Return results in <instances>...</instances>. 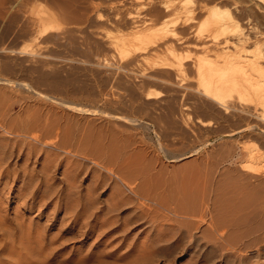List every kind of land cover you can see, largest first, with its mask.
<instances>
[{
  "label": "rangeland",
  "instance_id": "374dc122",
  "mask_svg": "<svg viewBox=\"0 0 264 264\" xmlns=\"http://www.w3.org/2000/svg\"><path fill=\"white\" fill-rule=\"evenodd\" d=\"M202 5L0 0V123L35 144L0 162V264H227L264 238V96L221 106L196 72L229 60L226 12L264 55V0Z\"/></svg>",
  "mask_w": 264,
  "mask_h": 264
},
{
  "label": "bare ground",
  "instance_id": "6f19581e",
  "mask_svg": "<svg viewBox=\"0 0 264 264\" xmlns=\"http://www.w3.org/2000/svg\"><path fill=\"white\" fill-rule=\"evenodd\" d=\"M217 1H225V2H228V1H230V2H233L234 0H202V6H201V9H203V10H205L207 7V3H209V2H217ZM261 1V0H260ZM263 1V0H262ZM233 5L234 6H236V4L235 3H233ZM213 10H215V11H213ZM212 10V14L213 15H223V14H220V12L221 11H219L218 10V8L217 7H215V9H213ZM225 17L227 18V20H228V22H225L226 24H224L223 23V25H221L222 26V31L225 33V34H227V35H225V36H229L228 37V40L227 41H225L224 42V44H223V48L224 49H229V50H231L232 51V53H231V55H229L228 56V58H229V60L226 62L225 61V63H226V65L224 66V65H222L221 67H219V68H222L223 67V69H220V70H222V71H220V72H217L216 70H213V69H209V68H207V66H206V68L207 69H205V66H201L200 64H201V62H200V66H198L197 68V70L198 71H196V72H198V74H197V79H199L198 81H199V83L200 84H198L199 85V87L201 88V90H202V94L205 96V97H208V98H210L211 100H213V101H216V102H218L221 106L223 105V103H224V100H226L227 98H230V95H231V90H233V88H236V93H237V86H239V88H242V89H239L241 92H243V95H244V93L245 94H247V92H249V93H251L252 94V92H253V95H255L256 97H257V99L260 97H262L261 95L263 94V96H264V71L262 70V64H261V61H263L264 60V55L263 56H261L262 54L260 53H256L255 52V50L254 51H251L252 50V48H251V50H250V52L248 51V49L247 48H249L248 47V45L249 44H251V42L253 43V44H256V46H257V42H258V38L256 37V36H251L250 35V33H252V32H250L251 31V29H247L246 31H245V29L243 28V29H241V26L237 23V22H235V21H233V17H232V15L231 14H229L228 12H226L225 14ZM232 21V22H231ZM249 21V20H248ZM221 24V23H220ZM220 26V25H219ZM220 26V27H221ZM248 28H249V26H248ZM218 32L220 31V30H217ZM44 32L46 33V31H43L42 33L44 34ZM219 33H221V32H219ZM254 33V32H253ZM258 34V33H257ZM222 35V34H221ZM262 35V34H261ZM260 35V36H261ZM260 36H258V37H260ZM178 42H182L181 41V39L180 38H178V39H176ZM259 40H260V38H259ZM123 43V42H122ZM259 43V42H258ZM125 44V43H124ZM251 46V45H250ZM255 47V46H254ZM127 50L128 48H125V45H121V47H120V49H119V51H118V53L120 54V56H126L125 54H127V53H129V52H126L125 50ZM129 50V49H128ZM260 50V49H259ZM126 52V53H125ZM255 52V53H254ZM260 52V51H259ZM224 56V55H223ZM227 57V55L225 54V57L224 58H226ZM223 58V57H222ZM227 58V59H228ZM205 59V58H204ZM203 59V60H204ZM263 59V60H262ZM206 60V59H205ZM204 60V61H205ZM198 61H201V59H199ZM215 62H217L218 63V60L217 61H215ZM264 62V61H263ZM222 63H224L223 61H222ZM178 64H180V63H178ZM181 66V64L180 65H178V67H180ZM212 66V65H211ZM216 66V68H217V65H215ZM212 68H214V67H212ZM179 69V68H178ZM198 76L200 77V78H198ZM240 80H242L243 81V83H241L240 85H239V81ZM230 87H232V89H230V95L228 96V94L229 93H227V91H229L228 89L230 88ZM235 90V89H234ZM233 90V91H234ZM240 91L238 92V93H240ZM245 91V92H244ZM227 93V94H226ZM235 94V92H232V94ZM260 93H262V94H260ZM241 94L242 93H240V96H241ZM250 94V95H251ZM260 94V95H259ZM151 95V94H150ZM237 95V94H236ZM239 95V94H238ZM250 95H248V96H250ZM252 95V96H253ZM257 95H259V97L257 96ZM247 96V95H246ZM254 96V97H255ZM225 97H227L226 99H225ZM231 97H232V95H231ZM255 97V98H256ZM259 98V99H260ZM262 100H264V97L262 98ZM259 101V100H258ZM261 101V100H260ZM257 104H258V102H257ZM261 104H262V102H261ZM6 120V119H5ZM13 120H15V119H13ZM12 121V120H11ZM22 121V120H21ZM23 121H25V120H23ZM5 122V121H4ZM4 122H1L0 123V131L3 129V127H6L7 128V130H3V132H1L0 133V162H3L4 161V163L6 164V161H9L11 158H13L12 156H13V151H14V149H19V151H22V150H20L22 147L21 146H23V150H24V147L26 146L25 144H28V143H25L24 145H23V142H24V135L23 136H21L20 134L21 133H19L18 131H19V129H20V126L21 125H19L20 123L18 122V123H16V124H18L19 126H17L15 123H14V121L12 122L13 124H15V126H17V127H15L13 124H11V122L9 121V122H7V124H4ZM6 123V122H5ZM27 123H28V120H27ZM22 124V123H21ZM23 124H25L26 125V122L25 123H23ZM22 124V125H23ZM29 124H30V120H29V123H28V127H29V129L30 128H36V127H30L29 126ZM6 125H8V126H11V127H7ZM25 125H24V127H25ZM32 125V124H31ZM18 127H19V129H18ZM22 127V126H21ZM27 126H26V128H28ZM2 128V129H1ZM23 128V127H22ZM29 129H27V130H29ZM33 129H30L28 132L29 133H31L30 131H32V133L33 132H35L36 131V129H35V131H33ZM42 130V129H41ZM40 130V131H41ZM7 131V133H5V132ZM10 131L11 132H13L12 134L10 133ZM21 131H23V129L21 130ZM20 131V132H21ZM24 131H25V133L24 134H27L28 132L26 131V129H24ZM17 132H18V134H17ZM49 132V131H48ZM48 132L46 131L45 133H47L48 134ZM51 132V134L53 133L52 131H50ZM49 132V133H50ZM31 133V134H32ZM37 133V132H36ZM36 133H35V135H36ZM43 134V133H42ZM29 135V134H28ZM27 135V139H32V136H33V139H34V133H33V135H29V136H31V137H29ZM38 135H39V133H38ZM36 137H37V135H36ZM35 137V139H37ZM40 137V136H39ZM42 137V136H41ZM41 137H40V139H41ZM26 139V136H25V140H27ZM40 139H39V141H40ZM53 139H55V140H57L56 138H53ZM45 140V139H44ZM49 140V141H48ZM46 139V141L45 142H42V144L43 143H45V144H47V142H50V140L51 139ZM55 140H53V142L55 141ZM34 141H36V142H38V143H40L41 144V141L39 142L38 141V139L37 140H34ZM30 143H33V142H31V141H29ZM52 142V143H53ZM58 142V141H57ZM29 143V146L30 145H32V144H30ZM34 144V143H33ZM35 145V144H34ZM37 145V144H36ZM44 145V144H43ZM43 145H41V146H43ZM49 145V144H48ZM51 145V144H50ZM54 145V144H53ZM52 145V146H53ZM56 145H59L58 147H60L61 149H63V148H66V147H69V146H67L68 144H67V142H64L63 144L62 143H60L59 142V144H56ZM28 145L26 146L27 148L29 147ZM40 146V147H41ZM37 147V146H36ZM39 147V148H40ZM26 148V149H27ZM56 148V147H55ZM55 148H53V149H55ZM60 148L59 149H57V150H60ZM9 149V150H8ZM31 149V148H30ZM43 149V148H42ZM56 150V151H57ZM65 150L66 149H63V151L65 152ZM19 151H17V152H19ZM27 151H29V148H28V150H26V152ZM53 151H55V150H53ZM62 151V150H61ZM62 151V152H63ZM48 152V151H47ZM58 152V151H57ZM14 153H16V152H14ZM28 155L29 154H31L30 153V151L27 153ZM64 154V153H63ZM16 155H18L17 153H16ZM19 156V155H18ZM8 163V162H7ZM2 164V163H1ZM0 164V165H1ZM3 165V167L4 166H6V165H4V164H2ZM2 165L0 166V168H3L2 167ZM264 169V168H263ZM8 170V169H7ZM2 172H0V176L2 175L1 174ZM6 173H7V171H6ZM261 174H262V172H261ZM256 178V177H255ZM263 178H264V175H263ZM257 179H258V177H257ZM262 180V179H261ZM264 180V179H263ZM46 181V180H45ZM45 184H46V182H44ZM246 183V182H245ZM264 183V182H263ZM247 184V183H246ZM258 184H260V183H258ZM248 185V184H247ZM250 185V184H249ZM203 186V185H202ZM201 186V187H202ZM252 186V185H251ZM254 186V185H253ZM261 186H262V184H261ZM206 187V186H205ZM258 187V186H257ZM259 187H260V185H259ZM204 188V187H203ZM248 188V187H247ZM242 189V188H241ZM257 188L255 187V190H256ZM264 189V188H263ZM262 189V190H263ZM68 190H69V188H68ZM238 190V189H237ZM243 190V189H242ZM259 190H261V188L259 189ZM259 190H257V191H259ZM215 191V190H214ZM235 191V190H234ZM240 191V190H239ZM230 192V191H229ZM232 192H233V189H232ZM242 192V191H241ZM260 192H262V191H260ZM260 192H259V195H261L260 194ZM240 193V192H239ZM238 193V194H239ZM246 193V192H245ZM254 193V192H253ZM230 194H231V192H230ZM229 194V195H230ZM238 194H237V192H236V196H238ZM247 194V193H246ZM258 194V193H257ZM264 194V193H263ZM235 195V194H234ZM243 195H245V194H243ZM219 196V195H218ZM235 196V197H236ZM248 196V195H247ZM246 195H245V197H247ZM255 196H257V195H255ZM225 197V196H224ZM232 197H234V196H232ZM249 197V196H248ZM260 198H261V196H259ZM259 197H258V199H259ZM221 198V197H220ZM223 198V197H222ZM243 199H244V197H242ZM241 198V199H242ZM257 198V197H256ZM224 200V199H223ZM229 200H232V198L231 199H229ZM237 200V199H236ZM235 200V201H236ZM246 201V200H245ZM250 201V200H249ZM221 202V201H220ZM225 202H227V201H225ZM231 202L232 201H230V205H231ZM239 202H241L240 200H239ZM238 202V203H239ZM244 202V201H243ZM243 202H241V203H243ZM86 203H88V202H86ZM90 203V202H89ZM215 203V202H214ZM234 203V202H233ZM246 203V202H245ZM189 204V203H188ZM225 204V203H224ZM244 204V203H243ZM247 204V203H246ZM223 205V204H222ZM235 205L236 206H238L236 203H235ZM241 205V204H240ZM263 205H264V198H263ZM94 206V205H93ZM109 206V205H108ZM188 206V205H187ZM243 207V206H242ZM241 207V208H242ZM111 208V207H110ZM117 208V207H116ZM227 208H229V207H227ZM238 208H240V207H238ZM108 209V208H107ZM115 209V208H114ZM114 209H111V210H114ZM186 210V209H185ZM237 210V209H236ZM187 211V210H186ZM230 211V210H229ZM189 213V212H188ZM219 213V212H218ZM231 217V216H230ZM218 219V218H217ZM221 221H223V220H221ZM214 222V221H213ZM245 222V221H244ZM3 223V222H2ZM217 223V222H216ZM215 223V224H216ZM223 223V222H222ZM214 226V225H213ZM215 226H217V225H215ZM156 235V234H155ZM212 236V235H211ZM211 238H213V237H211ZM220 238V237H219ZM262 238V237H261ZM254 238V237H252L251 239H250V241L245 245V246H243L244 248H243V250H242V254H243V256H241V257H239V258H234V257H232L231 259H230V261H229V263H227V264H252V261H254V259L255 260H259V259H264V241L262 240V239H264V238ZM153 239V238H152ZM155 239V238H154ZM214 239V238H213ZM156 241V240H155ZM222 241V240H221ZM248 241V240H247ZM246 241V242H247ZM261 241H263L262 243L263 244H261ZM214 242V241H213ZM225 242V241H224ZM151 243H154V242H151ZM157 243H160L159 242V240H158V242ZM245 243V242H244ZM243 243V244H244ZM155 244V243H154ZM220 244V243H219ZM151 245V244H150ZM158 245V244H157ZM240 245V244H239ZM149 246V245H148ZM220 246V245H219ZM233 247H234V245H232ZM238 245H236L235 247H237ZM222 249H223V245H221L220 246ZM215 248V247H214ZM160 249V248H159ZM162 249V248H161ZM234 249V248H233ZM233 249H231V250H233ZM241 251V250H240ZM233 254V253H232ZM41 255V254H40ZM252 258H254L252 261H250V259H252ZM223 259V258H222ZM264 261V260H263ZM250 262V263H249ZM256 262V261H255ZM254 262V263H255ZM38 263V262H37Z\"/></svg>",
  "mask_w": 264,
  "mask_h": 264
}]
</instances>
